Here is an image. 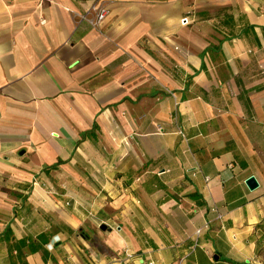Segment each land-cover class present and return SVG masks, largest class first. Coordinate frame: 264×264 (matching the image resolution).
<instances>
[{
    "label": "crops",
    "instance_id": "0c3cea01",
    "mask_svg": "<svg viewBox=\"0 0 264 264\" xmlns=\"http://www.w3.org/2000/svg\"><path fill=\"white\" fill-rule=\"evenodd\" d=\"M260 240L264 0H0V264H264Z\"/></svg>",
    "mask_w": 264,
    "mask_h": 264
},
{
    "label": "built area",
    "instance_id": "2783aa9c",
    "mask_svg": "<svg viewBox=\"0 0 264 264\" xmlns=\"http://www.w3.org/2000/svg\"><path fill=\"white\" fill-rule=\"evenodd\" d=\"M93 14L91 17H84L83 15H80V18L85 19L91 26H98L99 23L101 22V20L103 19V17L106 15L107 13V9L101 5H94L91 7ZM185 21V18H181L179 19V23L183 24V22ZM207 179V177H205V180ZM195 234L197 235L199 233V228L195 229Z\"/></svg>",
    "mask_w": 264,
    "mask_h": 264
},
{
    "label": "water",
    "instance_id": "95a60500",
    "mask_svg": "<svg viewBox=\"0 0 264 264\" xmlns=\"http://www.w3.org/2000/svg\"><path fill=\"white\" fill-rule=\"evenodd\" d=\"M244 184L246 185L248 189H253L254 187L257 186V182L252 175H249L248 177L244 179ZM104 227L105 226L103 224L99 226V228L102 230L104 229Z\"/></svg>",
    "mask_w": 264,
    "mask_h": 264
},
{
    "label": "rangeland",
    "instance_id": "374dc122",
    "mask_svg": "<svg viewBox=\"0 0 264 264\" xmlns=\"http://www.w3.org/2000/svg\"><path fill=\"white\" fill-rule=\"evenodd\" d=\"M256 253L259 254L261 256V258L264 257V240H260L259 243H257Z\"/></svg>",
    "mask_w": 264,
    "mask_h": 264
},
{
    "label": "trees",
    "instance_id": "16d2710c",
    "mask_svg": "<svg viewBox=\"0 0 264 264\" xmlns=\"http://www.w3.org/2000/svg\"><path fill=\"white\" fill-rule=\"evenodd\" d=\"M255 252H256V248H255Z\"/></svg>",
    "mask_w": 264,
    "mask_h": 264
}]
</instances>
